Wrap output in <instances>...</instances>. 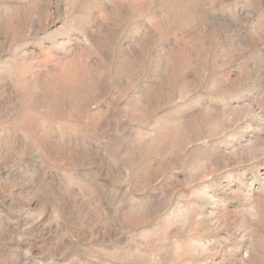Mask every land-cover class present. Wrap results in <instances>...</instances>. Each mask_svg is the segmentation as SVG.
I'll return each instance as SVG.
<instances>
[{"label":"rangeland","instance_id":"obj_1","mask_svg":"<svg viewBox=\"0 0 264 264\" xmlns=\"http://www.w3.org/2000/svg\"><path fill=\"white\" fill-rule=\"evenodd\" d=\"M0 264H264V0H0Z\"/></svg>","mask_w":264,"mask_h":264}]
</instances>
